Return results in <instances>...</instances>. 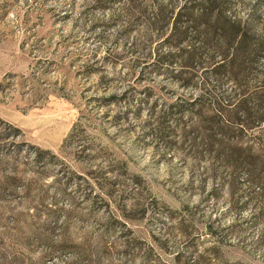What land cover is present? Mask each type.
Wrapping results in <instances>:
<instances>
[{"label":"rangeland","instance_id":"rangeland-1","mask_svg":"<svg viewBox=\"0 0 264 264\" xmlns=\"http://www.w3.org/2000/svg\"><path fill=\"white\" fill-rule=\"evenodd\" d=\"M186 1L0 0V264H264V185L248 174L264 180V0H201L248 28L252 55L222 81L159 62L199 46L152 25ZM235 89L247 101L223 114L262 118L242 134L215 103ZM239 137L259 153L248 168L231 166ZM111 222L137 258L93 255Z\"/></svg>","mask_w":264,"mask_h":264},{"label":"trees","instance_id":"trees-1","mask_svg":"<svg viewBox=\"0 0 264 264\" xmlns=\"http://www.w3.org/2000/svg\"><path fill=\"white\" fill-rule=\"evenodd\" d=\"M107 1L113 2L116 0ZM170 24H172V29L169 33H167L168 36L165 39L170 45L181 47L186 42L197 41L199 46L197 48H183L180 51L179 56H160V63H170L174 59L179 58L182 61L181 63L183 66L186 68L194 69L195 67H208L210 70V75L216 77L218 81H222L223 77L227 75H234L237 73V70H241V68L245 66L244 61H239L240 57L250 58V55H252V51L247 45V25L241 20L226 14V10L224 8H220V6L212 7L201 0H188L185 2V4H183V6L180 7L176 14H174L173 10H167L165 12L164 8L159 7L158 12L153 16L152 25L154 27H158L160 25L162 27H169ZM156 31L157 32L151 37H160L163 34V31L158 30V28H156ZM211 32L215 36L228 34L230 38L225 40V42H222L220 39L218 40L216 38L209 40V35ZM203 37H206L207 39L205 40ZM263 48L264 45L261 46L260 50H263ZM239 54H241V56ZM227 79H229L231 82L234 81L236 84H240L231 77H228ZM244 95L245 90L235 89L232 96L230 95L225 97L222 95V97H220L221 100H215V103L220 105L219 102L223 101L224 99L225 105L221 108L222 114L223 110L224 112L227 111L229 113L232 110H229L228 108L234 106L237 104V102H243V104H245L247 100H243L244 98L242 97ZM241 111H243V109ZM227 117L224 115L225 119L223 122V130L226 133H232L237 130L239 134L248 132L255 122L258 123L262 119L247 120L245 117H243V120H238L236 122L237 118L232 119ZM11 127L14 129V133L10 134V136L13 139L18 138L20 135V129L12 125ZM239 139L240 137L236 141L235 149L238 148L240 153L237 154L238 158L233 160V164H231V166L239 168L238 166L245 165L248 168L250 167L253 159L259 157V153L258 151H255L253 147H240L239 145L241 144ZM27 148V154L38 163H42L44 161L45 154H48V151L33 145H28ZM231 149L235 152L233 147ZM52 156L53 159H55L56 156ZM248 174L250 178L252 177V184H255V181H259V183L264 185V180H260V178H255L256 180L253 181L252 171L250 169L248 170ZM103 231L104 236L94 239V246L91 251L95 257L97 256L99 258V261L102 257L110 256L112 250L116 247L123 248L122 254H124V256H129L133 259L139 256L140 248L137 246L134 248L131 245V233L121 232L119 235L114 234V231H116V225L113 222L107 224ZM105 234H108V237L110 235H116V237L113 238V240L108 241V237L106 238Z\"/></svg>","mask_w":264,"mask_h":264}]
</instances>
